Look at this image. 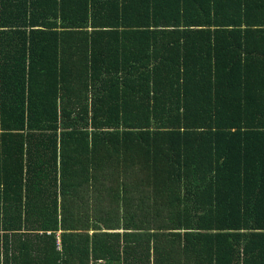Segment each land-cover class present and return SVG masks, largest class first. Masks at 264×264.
Returning a JSON list of instances; mask_svg holds the SVG:
<instances>
[{"label": "trees", "instance_id": "16d2710c", "mask_svg": "<svg viewBox=\"0 0 264 264\" xmlns=\"http://www.w3.org/2000/svg\"><path fill=\"white\" fill-rule=\"evenodd\" d=\"M0 264H264V0H0Z\"/></svg>", "mask_w": 264, "mask_h": 264}]
</instances>
